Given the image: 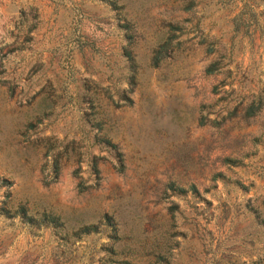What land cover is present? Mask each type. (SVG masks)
<instances>
[{"label":"rangeland","instance_id":"374dc122","mask_svg":"<svg viewBox=\"0 0 264 264\" xmlns=\"http://www.w3.org/2000/svg\"><path fill=\"white\" fill-rule=\"evenodd\" d=\"M121 2L137 33L129 105L107 98L126 85V72L105 4L0 0V264H264V0H195L192 13L174 12L186 19L182 42L154 67L150 48L169 4ZM78 31L99 50L78 51ZM203 37L215 41L210 54ZM212 61L217 71L205 74ZM68 65L74 72L65 77ZM47 79L65 88L61 101L75 87L98 84L104 128L123 154L121 173L106 149L91 145L94 130L83 139L87 125L73 99L22 135ZM45 135L75 153L62 157L47 184L49 157L32 141ZM91 156L100 179L79 192L72 171L79 166L90 181ZM168 181L199 192L171 194Z\"/></svg>","mask_w":264,"mask_h":264},{"label":"trees","instance_id":"16d2710c","mask_svg":"<svg viewBox=\"0 0 264 264\" xmlns=\"http://www.w3.org/2000/svg\"><path fill=\"white\" fill-rule=\"evenodd\" d=\"M99 2L105 4L108 9L112 12V18L114 20L115 27L117 26L120 34H117L119 42L117 44V51L124 62L126 85L121 89H114L113 93L115 99L108 95V99L115 103L118 101L123 105H129L132 100L129 94L133 91V87L136 83V69L137 61L132 53V45L137 36L135 30V21L131 19L128 15L129 13L125 9V3L121 0H98ZM161 2L162 6L165 7L166 4H169V15L161 19L160 27L158 28V35L153 40L150 55L148 58L149 65L154 67L157 63L166 57L173 49V47L178 46L182 42V34L184 32V26L182 21L186 19H179L172 14L174 12H180L184 14H190L193 11L195 6V0H158ZM165 11V10H164ZM76 28V25H74ZM196 27V23L192 25ZM74 31V30H73ZM72 36L70 32L69 37ZM74 45L77 47L78 51L85 48L88 52H97L99 47L95 45L93 39H85V37L80 35L79 31L73 36ZM204 44L203 51L205 54H210L215 50V41L208 40L206 37H203L200 41ZM72 47L67 49L63 61L66 58H69L71 55ZM64 69V65H62ZM65 73V77L72 76L74 71H71L72 65H68ZM218 69V62L212 61L204 67L205 74H214ZM64 87L59 84L52 86L51 81L47 79V83L44 87L40 89L42 95L35 101L33 104L32 112L25 118L23 126L22 135H26L30 129H37L41 124L51 116L54 118L66 108V102H70L71 99L74 100V109L78 114V119L82 121L83 125H87V128H82L83 139L87 138L88 132L92 129L94 133L91 137H88L89 141L92 144H97L106 151L111 156V164L113 169L121 173L124 170V159L123 154L119 150L117 144L112 141L111 137L108 135L107 129L104 128V124L107 122V115L103 110L100 109V99L98 97V84L94 83L90 85L88 83L82 84V87L78 89L75 87L72 90V93L68 96L67 101H61L65 97ZM7 94L9 97L13 96L14 86L8 85ZM34 96H31V102H33ZM30 103V102H28ZM27 103V104H28ZM84 106V107H83ZM260 107V101L257 104H251L246 108V115L251 116ZM82 139V138H81ZM82 139V140H83ZM39 140V141H38ZM38 141L41 144V150L44 157H49L48 166L42 168V180L45 184L55 180L59 167L61 165L62 157H69L70 154H74L73 147L69 145L68 142L62 143L61 140L54 138L51 135H45L37 137L32 140ZM79 156V154H77ZM47 159V158H46ZM227 162H232L230 159H226ZM87 166L90 170V181L83 180L79 175V166L73 169L72 173L77 178L76 188L77 191L82 192L88 188L95 187L99 182V171L96 164L95 156H91L87 159ZM46 170V171H44ZM165 189L171 192V194L185 195L189 193L190 195H197L198 189L193 184L190 183L186 187L175 184L173 181H168L165 184ZM176 204L168 207L169 209V220H173L172 210L176 208ZM106 220H109L111 217L104 215ZM53 220V218L51 219ZM152 264H155L153 262Z\"/></svg>","mask_w":264,"mask_h":264}]
</instances>
